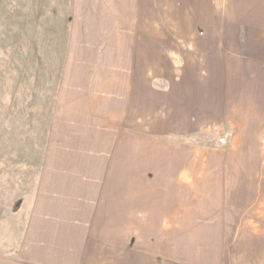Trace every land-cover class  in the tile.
Segmentation results:
<instances>
[{"label": "crops", "instance_id": "obj_1", "mask_svg": "<svg viewBox=\"0 0 264 264\" xmlns=\"http://www.w3.org/2000/svg\"><path fill=\"white\" fill-rule=\"evenodd\" d=\"M106 1L71 24L59 100L28 158L0 154L12 199L0 221H19L0 225L12 254L0 264H230L254 220L239 209L250 170L229 158L264 140V0ZM166 13L208 24L188 37L202 60L170 64ZM220 123L232 145L198 146Z\"/></svg>", "mask_w": 264, "mask_h": 264}, {"label": "rangeland", "instance_id": "obj_2", "mask_svg": "<svg viewBox=\"0 0 264 264\" xmlns=\"http://www.w3.org/2000/svg\"><path fill=\"white\" fill-rule=\"evenodd\" d=\"M93 2L95 0H0V150L2 151L0 154H2V161L13 164L28 158L30 135L35 137L36 126L39 124L49 123V112L56 107L59 100L62 78L60 75L63 73L66 62L64 57L69 52L71 24L76 21L77 12L83 11L81 6H92ZM192 22L194 19L191 14L176 13L173 17V14L166 13L165 52L171 65L176 63L178 66L177 63L180 61L179 64L182 66L186 57H189L186 54L187 50L194 53V59L204 58L201 56L200 49L194 50L199 46H194L193 39L190 40L188 37L201 29L202 36H205L208 24ZM240 31L243 34L244 30ZM168 39H173L175 44L173 41L171 43V40L167 41ZM172 59L178 62H173ZM245 72L246 70L243 72L242 81L246 88L249 73ZM186 80L187 75L180 76L178 79L182 84ZM261 86H264V83ZM45 103L47 105H44ZM45 107H47V114L44 116ZM176 121L177 123L175 120L171 123L184 126L180 118ZM198 122L199 119H197ZM212 130L213 132L209 133L211 137L205 136L200 140L197 136L198 146L207 145L215 149H227L232 145L230 124L213 125ZM235 146H237L236 143ZM255 149V156L229 158L235 160L234 163L243 164L246 170H250V173L243 174L242 179L246 182L244 189L246 206H240L239 209H245V219L250 217L255 220L247 219L244 222L246 225L243 236H248L243 238V242L238 245L239 248H232V252L229 253L230 264H257L258 262V264L260 262L264 264V140H258L255 143ZM9 198L11 197H0L1 217L2 214L11 210L12 199ZM3 223L10 226L9 232H6V235H9L12 227L19 221H0L1 226ZM260 229L261 236L253 238L250 235L252 231ZM2 232L0 231V244L8 245L11 240L7 238L6 243L3 237L5 233ZM229 239L234 242V239L241 240V238ZM0 249H6V246H0ZM0 255L12 254L1 251Z\"/></svg>", "mask_w": 264, "mask_h": 264}]
</instances>
